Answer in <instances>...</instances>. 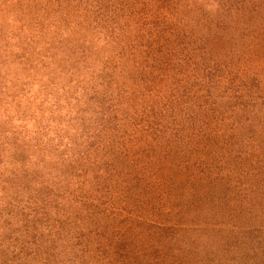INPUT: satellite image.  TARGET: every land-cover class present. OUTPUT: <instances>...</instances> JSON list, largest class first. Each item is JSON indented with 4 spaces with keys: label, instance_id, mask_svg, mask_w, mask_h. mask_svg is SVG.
I'll return each instance as SVG.
<instances>
[{
    "label": "rangeland",
    "instance_id": "obj_1",
    "mask_svg": "<svg viewBox=\"0 0 264 264\" xmlns=\"http://www.w3.org/2000/svg\"><path fill=\"white\" fill-rule=\"evenodd\" d=\"M0 264H264V0H0Z\"/></svg>",
    "mask_w": 264,
    "mask_h": 264
},
{
    "label": "clouds",
    "instance_id": "obj_2",
    "mask_svg": "<svg viewBox=\"0 0 264 264\" xmlns=\"http://www.w3.org/2000/svg\"><path fill=\"white\" fill-rule=\"evenodd\" d=\"M15 123H17V124H19V123H21L20 121H15ZM34 121H32V122H29L28 123V127L31 129V128H33L34 127ZM53 126H55L54 124H53ZM61 127H65L64 125H61ZM48 135L49 136H53V137H55L56 136V133L55 132H53V131H49L48 132ZM45 139H47V137H45ZM65 143H67L68 142V140H67V137H65V141H64Z\"/></svg>",
    "mask_w": 264,
    "mask_h": 264
}]
</instances>
